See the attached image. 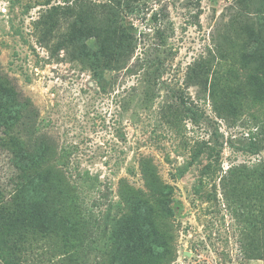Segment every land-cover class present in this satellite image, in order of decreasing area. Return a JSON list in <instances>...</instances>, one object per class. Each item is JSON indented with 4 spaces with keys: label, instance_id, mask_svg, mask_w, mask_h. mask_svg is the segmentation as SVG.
Returning a JSON list of instances; mask_svg holds the SVG:
<instances>
[{
    "label": "rangeland",
    "instance_id": "obj_1",
    "mask_svg": "<svg viewBox=\"0 0 264 264\" xmlns=\"http://www.w3.org/2000/svg\"><path fill=\"white\" fill-rule=\"evenodd\" d=\"M79 1L0 0V72L36 114L32 127L18 122L13 131L25 141L31 134L52 141V165L65 173L76 205L100 223L79 245L70 223L60 218L62 211L55 217V234L40 221L32 231L44 235L33 243L30 264H104L110 225L101 213L110 209V216L116 215L120 179L146 192L139 169L144 160L158 186L171 188L169 264H264V186L261 192L247 184L249 197L242 206L251 200L246 207L255 210L249 220L220 182L233 166L251 171L264 163V147L257 154L249 150L250 143L264 144L259 127L264 103L251 108L248 101L264 60L253 57L247 38L230 27L241 14L259 21L257 10L247 13L237 0H130L134 11H122L119 21L135 39L133 55L106 63L95 55L93 38L64 41L72 14L56 15L50 36L44 35L41 15ZM198 64L203 74L189 78ZM6 141L0 127L4 195L26 183L18 180L21 172L10 163ZM40 190L34 184L24 190L25 208L33 206V194ZM55 193L41 194L40 201L66 205V211L68 202L71 210V202L58 201Z\"/></svg>",
    "mask_w": 264,
    "mask_h": 264
},
{
    "label": "trees",
    "instance_id": "obj_2",
    "mask_svg": "<svg viewBox=\"0 0 264 264\" xmlns=\"http://www.w3.org/2000/svg\"><path fill=\"white\" fill-rule=\"evenodd\" d=\"M129 2L130 0H107L93 5L80 0L61 10L54 7L48 9L41 15L40 23L44 28V35L50 36L51 24L54 23L55 16L72 14L74 21L64 41L71 44L79 38H93L97 49L95 55L102 56L106 63H111V60L117 62L132 56L136 45L129 29L119 21L122 11L128 13L134 11ZM235 2L242 4L247 13L254 8L260 15L259 21L252 22L241 14L231 22L230 27L236 35L247 38L248 45L252 47L253 57L259 56L264 60V0ZM98 9L101 11L98 12ZM95 12L100 13L101 17L96 16ZM153 20L157 21L155 15ZM64 47H67V44H64ZM219 49L223 50V48ZM192 73L201 76L203 67L198 64L190 68L189 78ZM258 78L259 81L251 83L249 87L248 101L251 108L264 103V73ZM34 117L36 114L30 100L21 98L11 81L0 72V127H3V134L7 140L4 146L11 154L10 163L21 172L18 180L21 177L26 182L21 186L17 183V187L8 195H4L0 190V264H30L29 260L34 251L33 243L44 235L41 233V236H38L32 231L33 227L40 221L45 222L49 225L50 233L55 234L53 224L59 211L63 212L60 218L70 223L73 237L79 245L87 235L88 239L92 238L100 229L99 219L90 211L76 205L65 173L61 168L52 165L51 160H55L56 157L52 141L40 136L32 138V134L25 141L14 133V126L18 122L22 123L25 129L32 127L28 125H31L29 123ZM260 123L259 127L264 131V120ZM262 147L264 144L250 143L249 150L257 154ZM139 169L146 192L134 189L126 179H120L117 190L118 201L115 205L116 215L110 216V209L101 213L103 221L106 222L105 226L108 223L110 225L106 245L109 246L108 259L104 264H169L172 261L171 237L167 228V222L174 214L172 208H169L171 188L158 186L160 181L149 162L145 160L140 162ZM179 174L183 175V171L181 170ZM220 182L225 191L224 195L229 194L230 199L237 200L240 215L250 220L255 210L246 205H251V200L246 202L245 206L242 204L244 199L249 197L248 183L255 190H260L258 188L261 185L264 186V163H259L251 171L244 165L233 166L221 176ZM257 182L259 183L255 184ZM32 184L38 185L41 190L33 194V206L25 208L20 195ZM50 190L56 192L55 197L58 201H70L71 210L68 202L69 210L66 211V205L55 208L47 198L40 201L41 194L45 195ZM262 199L264 201V193ZM262 219L264 220V216ZM91 243H94V240H91ZM71 245L77 246L76 243ZM262 245L261 254L263 253L264 257V244ZM159 249H163L164 252L156 260L154 255Z\"/></svg>",
    "mask_w": 264,
    "mask_h": 264
}]
</instances>
